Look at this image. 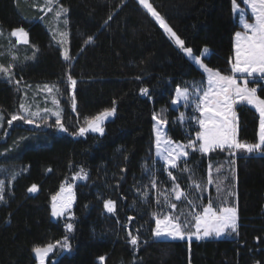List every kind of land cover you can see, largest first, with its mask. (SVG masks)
<instances>
[{
	"label": "trees",
	"instance_id": "1",
	"mask_svg": "<svg viewBox=\"0 0 264 264\" xmlns=\"http://www.w3.org/2000/svg\"><path fill=\"white\" fill-rule=\"evenodd\" d=\"M59 3L69 10L72 61L67 62L39 22L40 13V17L35 14V20H31L27 18L33 13L28 4L0 0V27H22L38 51L35 61L17 67L15 76L28 84H56L60 89L62 123L68 129L61 136L54 134L53 127V133L47 135L25 137L12 133L0 143V164L15 168L28 165L26 173L11 183L5 182L6 202L0 203V264H37L34 246L63 240L67 235L64 221L51 219L50 203L62 182L80 168L89 177L75 186L74 232L69 238L72 252L58 256L59 264H132L134 251L138 264H264V157L259 156L235 159L238 235L190 243L152 242V214L161 210L155 198L163 202L162 193L167 194L171 187L158 165L153 168L152 116L161 108H168L177 86L198 80L202 74L135 0ZM150 3L186 47L195 54L207 47L211 52L207 65L222 74H231L233 37L241 29L232 0ZM89 37L92 42L86 43ZM69 75L77 81L73 91L75 110L67 82ZM17 85L14 79L11 83L0 79L4 128L19 110L21 95ZM145 87L150 96L141 95L140 90ZM258 95L264 98L260 88ZM113 106L117 111L114 119L105 123L103 136L72 137L85 118ZM164 115L170 136L184 141L189 124L181 126L176 121V110ZM237 121L238 139L256 142V113L241 105L237 108ZM194 131L193 127L190 133ZM196 157L200 162L191 166L198 169L195 180L204 182L208 156ZM144 166L156 172L157 190H151L150 177L143 174ZM178 180L187 190L188 174L179 175ZM32 185L37 186L35 193L28 192ZM145 185L149 187L150 199L140 202L136 189ZM108 199L116 202V214L105 213L104 201ZM129 216L134 219L129 221ZM137 229L140 247L134 250L128 243V231L137 234ZM52 261L48 259L47 264Z\"/></svg>",
	"mask_w": 264,
	"mask_h": 264
},
{
	"label": "snow or ice",
	"instance_id": "2",
	"mask_svg": "<svg viewBox=\"0 0 264 264\" xmlns=\"http://www.w3.org/2000/svg\"><path fill=\"white\" fill-rule=\"evenodd\" d=\"M59 5L58 9H53V4ZM137 3L146 9L147 13L155 20V23L163 30V32L169 37L174 44L183 51V53L192 61L198 69L202 70L207 74V87H204V82H191L190 85L183 87L177 86L175 94L171 99V104L176 106L181 102L185 107L192 106L194 111H198L199 118L192 116L186 117L184 113H180L178 122L181 126L184 125L188 119L194 120L199 125V131L195 133V141L189 139L187 144H181L173 141L167 136L166 126L168 121L163 118V114H153L152 119L155 121L153 126L154 132V148L155 157L163 162L162 166L167 172L169 178L173 182L171 189L174 195L175 201H186L190 207L188 214L183 212H177V204L171 202L167 194L164 195L163 202L159 197L155 198L157 206L161 209L160 211L152 214V219L155 221V227L151 228L152 242H171L176 240L191 241L193 237L197 241L209 239V238H221L225 236H232L233 234L238 235L237 231V209L233 206H225L227 201L220 198L221 193H225L227 196H232V192L225 189L224 179H221L223 170V164L215 168L217 177L213 178L212 169L214 165L209 163V173L207 179V185L217 183V194L220 198V206L217 207L214 203L209 200L208 204L202 207V211H198V200L199 196L204 191H207V187L203 181H196L195 176L197 168L190 167L188 164V158L190 153L199 152L200 154L207 156L209 153L217 151L224 152L228 151L229 159L225 161L229 165V170L234 171L232 165L235 164V159L240 153L247 154L248 157L259 156L264 157V98L258 95V88L261 92H264V0H242V4L250 9V14L246 15L245 8H242L238 4V0H232V10L234 16H236L241 24L243 31L235 33L234 43V63H232V73H239L243 78V84L237 83V77L233 75H222L219 71L207 67L200 59L199 56L193 55V49L186 47L185 41L181 39L177 33L169 26L166 19L154 8L150 0H137ZM47 8L48 12L55 10L56 17H64V24H68L67 13L68 9L59 4V0H45V4L40 8L41 11ZM43 19V17H41ZM109 20L112 16L108 17ZM107 24V21H105ZM2 35V32H0ZM64 33H61L63 36ZM11 36L15 37L17 44H29L28 33L21 27L11 30ZM63 41H61L62 43ZM92 38L86 41L91 43ZM209 49L205 47L203 53L207 54ZM61 55L67 62L71 59L67 52L62 51ZM15 59V57H13ZM12 67L9 64L7 67L0 65V73H3L8 82L11 83L14 79V74L9 71ZM139 79V77H137ZM68 82L70 87L73 89L76 86L77 81L68 76ZM18 84L19 81H16ZM250 83H255L257 86L250 87ZM49 93L54 90L59 92L60 89L57 85L49 86L43 85ZM141 95L150 96V90L148 88H141ZM53 104L58 106V101L53 99ZM73 109L75 110V96L72 97ZM115 105V101L113 102ZM247 105L255 110L258 114V132L256 142H244L237 137V116L235 111L236 105ZM21 111L24 115L13 114L11 119L7 121L8 125L11 126L13 121L23 120L26 124H33L34 120L29 118L27 115L28 110L23 104L20 105ZM47 112L48 109H45ZM117 109L113 106L111 109H105L98 115L85 118L84 125L81 126L76 133L73 135L85 136L86 133H99L101 136L104 135V122L115 115ZM57 116L55 121L56 125L59 126V131L66 132L68 129L61 122L59 113H54ZM33 117H38V113H33ZM44 119L43 117H39ZM3 116L0 115V122L3 121ZM36 127H40L39 123L35 124ZM180 164H183V168H180ZM156 165V160H153V168ZM170 169H178L182 173L188 174L190 181L188 190L182 189L181 185L177 183V177L173 175ZM51 171V169H49ZM123 171V169H122ZM143 174L149 175L151 190H157L158 179L157 174L152 168L147 166L143 167ZM16 173H13V179L16 178ZM89 177L88 172L81 168L79 173H76L72 179L86 181ZM125 179V177H121ZM37 191V186L32 185L28 188L29 193ZM137 196L140 202L149 201L150 190L148 186L143 188H137ZM74 195L72 192V184L61 186L60 192L52 197V216L62 218L66 212L71 208ZM6 202L5 196V183L0 180V203ZM136 201H134V204ZM104 209L109 214H116V202L108 199L104 201ZM164 209H171L166 211ZM73 219L69 217V221ZM133 216H129L128 220L132 221ZM194 221V223H191ZM119 223V221H117ZM73 223L66 222V232L71 233L73 231ZM127 229V226H125ZM194 228V231L190 230ZM140 229H137V234H133L128 231V243H130L134 250H138L140 247ZM147 243V241H144ZM59 249L58 253H54L55 249ZM71 251V244L69 237L66 235L62 241H56L55 243H49L43 247L34 246L32 252L35 254L39 264H45V259L49 257V254H55L62 256L63 253ZM189 251L191 247L189 246ZM103 260V257L100 258ZM52 264H59V260H53ZM132 264H138L134 259ZM259 264V262H257Z\"/></svg>",
	"mask_w": 264,
	"mask_h": 264
},
{
	"label": "rangeland",
	"instance_id": "3",
	"mask_svg": "<svg viewBox=\"0 0 264 264\" xmlns=\"http://www.w3.org/2000/svg\"><path fill=\"white\" fill-rule=\"evenodd\" d=\"M16 1H20L21 3H25L28 4L29 8L32 10V14L30 15V17H27L28 19L31 20H35L34 15L40 13L41 17H43V19H41L40 15H39V22L44 26V28L46 29L47 33L49 34L52 42L54 44H56L59 49H60V55L62 53V51L67 52L70 55V39H69V30H68V24L65 25L64 24V17H60L59 19L56 17L55 14V10L52 12H48L47 8L45 7L43 11L40 10L41 7L44 6L45 4V0H16ZM137 2V0H135ZM60 4V3H59ZM61 5V4H60ZM142 9H144L141 5H139ZM53 9H58L59 5L57 4H53L52 5ZM64 7V6H63ZM146 11V9H144ZM147 13V11H146ZM148 14V13H147ZM68 15V13H67ZM149 15V14H148ZM150 16V15H149ZM151 17V16H150ZM152 18V17H151ZM68 19V17H67ZM152 20L155 22V20L152 18ZM159 27V26H158ZM160 28V27H159ZM16 29V28H14ZM12 30V29H11ZM11 30L9 29H4L2 27H0V32H2V35H0V65L7 67L9 64L12 65V67L9 69V71L11 73L14 74V80L15 81H19L17 87L19 89V93L21 95V101H20V105L23 104L25 106V108L28 110L27 115L29 118L34 120L33 124H26L24 123L23 120H16L13 121L12 125L9 126L7 125L4 128V119L2 122H0V143H4L5 141H7V136L11 135L12 133H19V134H23L25 137H29V135H47L49 133H53L52 132V127L54 128V134L56 135H66V132H61L59 131V126L56 125L55 121L57 119V116L54 114L56 112L59 113V117L61 119L62 122V118H63V109L60 103V91L56 92L55 90L52 93H49L46 89L43 88V85L47 84L49 86L52 85H56L53 83H34V84H28V83H24V81L19 80L15 75H17V67L28 63V62H33L36 59L37 56V48L36 46L32 45L30 43L29 40V44L28 45H24V44H17L16 43V39L15 37L11 36ZM162 30V29H161ZM163 31V30H162ZM61 33H64L63 36H61ZM164 33V32H163ZM165 34V33H164ZM165 36L169 39V37L165 34ZM29 39V38H28ZM235 39V38H234ZM170 40V39H169ZM61 41H63L61 43ZM174 46H176L174 44V42L172 40H170ZM177 47V46H176ZM178 48V47H177ZM182 51V50H181ZM183 53V51H182ZM210 50L207 54L203 53V49L201 51L200 54H195L193 52L194 56H199L201 61L207 66L206 60L209 58L210 56ZM184 54V53H183ZM184 56L188 59V61L202 74V77L198 80H193L196 82H204V87H207V74L204 73L202 70L198 69V67L189 60V58L184 54ZM13 57H15V59H13ZM61 58L63 59V56L61 55ZM64 60V59H63ZM69 61H72V59H70ZM234 63V59L233 62ZM210 68V67H209ZM231 68H232V64H231ZM212 69V68H211ZM214 71H217L215 69H213ZM222 74V73H221ZM222 75H226V74H222ZM229 75H233L235 77H237V83L238 84H243V78L240 76L239 73H232ZM0 79L3 81H8L7 77L3 74L0 73ZM193 81H188L186 83H184L183 85H181V87L187 85H190L191 82ZM68 82V79H67ZM69 83V82H68ZM250 87H255L257 86V84L255 83H250L249 84ZM70 87V85H69ZM176 89V88H175ZM73 91L74 89L72 87H70V94L71 96H73ZM175 94V90L173 93V96ZM173 98V97H172ZM53 99H56L58 101V106L56 104H53ZM242 106L248 107L250 109H252L254 112L255 110L253 108H251L250 106L241 104ZM241 105H236L235 106V111H236V116H237V108ZM72 108H73V103H72ZM45 109H48V111L46 112ZM169 110H176L178 112V117L180 116V113H184L186 117H192L195 116L197 118H199L200 114L198 111H194V108L192 106L189 107H185L183 105V103L181 102L180 104L173 106L170 104L168 106V108H161L159 111L154 112L155 114H163V118L165 120H168V118L166 117V115H164V112H167ZM33 113H38V117H33L32 114ZM153 113V114H154ZM256 113V112H255ZM17 115H24V113L21 111L20 106H19V110L16 113ZM0 115H2V113H0ZM257 117L258 114L256 113ZM3 116V115H2ZM39 117H43L44 119H40ZM115 117L112 116L110 118H108L105 122L107 123L108 121L113 120ZM178 117H176V121L178 122ZM4 118V117H3ZM258 121H259V117H258ZM238 122V121H237ZM39 123L40 127H36L35 124ZM179 123V122H178ZM155 124V121H153L152 119V134H153V145H152V153H153V158L156 160V164L158 165V169L163 172L168 181L170 182V189L169 192L167 193V195L169 196L171 202L176 203L178 208H177V212H183L184 214H188L190 211V207L187 205L186 201H175L174 199V195L171 192L172 186H173V182L172 180L169 178L167 172L164 170L162 164L163 162L160 161L158 158L155 157V148H154V132H153V126ZM180 124V123H179ZM185 124H189V126H187L186 130V135L187 137L185 138L184 141L178 140V139H174L173 137L170 136L169 131H168V123L166 126H162V127H166V132H167V136L169 138H171L173 141L175 142H179L181 144H187L189 139L195 141L196 136L195 133L197 131H199V125L196 121L188 119L185 121ZM103 125V126H104ZM82 126H85L84 123ZM196 128V131H194L192 134L190 133V130H192V128ZM237 130H238V126H237ZM258 132V131H257ZM89 134H93V135H98L101 136L99 133H86L85 136L81 137V136H77V135H72V137L74 139H79V138H85L87 135ZM190 156L188 158V164L191 167L194 162H200L199 159L196 157L197 154H200L198 151L197 152H192L191 149H188ZM247 154L244 153H240L238 154L236 157H231V159H236L239 156H244ZM208 157L206 158L207 160V172L205 175V180L204 183L207 187V192H203L202 195L201 194H197L199 196V200H198V211H202V207L207 205L209 200H211L215 206L219 207L220 206V198H223L224 200L227 201V204L225 206H233L237 209V201H235V193H234V187H235V164L232 165V167L234 168V171H230L229 170V165L225 163L226 160H228L229 157V153L228 151H224V152H214V153H209L207 155ZM209 163L214 165V168L212 169V176L215 180V178L217 177V173L215 171L216 167H219L221 164H223V170H222V174H221V179H224V187L225 189L229 190L232 192V196H227L225 193H221L220 194V198H218V194H217V183H213L212 185H207V179H208V173H209V168L208 165ZM180 168H183V164H180ZM81 170V168L79 169V171L77 173H79ZM28 171V165L24 166H18V167H13V166H9V164L6 163H2L0 164V180L4 181V183L9 180V182L11 183L14 179H13V173H16V178L19 177L21 174H24ZM170 171H172L173 175H175L177 177V183H179L180 185H182L179 180L178 177L179 175H182L183 173L181 171H179L178 169H170ZM76 174V173H75ZM72 174L70 176H68L61 184L64 185L65 187H67V184L71 183L72 184V192L74 195V200L72 202L71 208L66 212L65 216L62 218H57V217H53L52 216V199H51V203H50V216L51 219L53 221H57V220H63L64 221V227H65V223L66 222H71L73 223L74 221V216H73V208L75 205V186L78 182H81V180H73L72 177L75 175ZM184 184H186V182L184 181ZM61 186H60V190H61ZM182 187V186H181ZM188 190V187H186ZM183 189V188H182ZM59 190V192H60ZM185 190V191H187ZM35 193V192H34ZM166 211H171V209H164ZM106 214H109L105 211ZM109 215H113V214H109ZM69 217H72L73 219H71L69 221ZM191 223H194V221H191ZM74 226V223H73ZM155 227V221H154V226ZM237 229H238V217H237ZM66 230V229H65ZM190 230L194 231V228H191ZM74 232V227H73V231L71 233L67 232L68 237L70 238L73 235ZM234 236V234L232 236H225V237H221V238H209V239H204V240H200V241H207V240H224V239H231ZM192 241H197L195 239V237L192 238L191 241H188L187 239L185 240H176V241H171V242H187L190 243ZM70 242V239H69ZM59 249H55L54 253H58ZM72 252V248L70 252H66L63 254H70ZM37 264H39L35 254L33 253ZM59 255H55V254H49V257L45 259V264H47V260L48 259H52V260H56L58 258Z\"/></svg>",
	"mask_w": 264,
	"mask_h": 264
},
{
	"label": "crops",
	"instance_id": "4",
	"mask_svg": "<svg viewBox=\"0 0 264 264\" xmlns=\"http://www.w3.org/2000/svg\"><path fill=\"white\" fill-rule=\"evenodd\" d=\"M239 6L242 7V8H245L246 15H249L250 14V9H247L246 6H244L242 4V0H241V4H239ZM238 22H239V25L241 27V24H240L239 19H238ZM239 31H243L242 27H241V29ZM234 38H235V35L233 37V59H234V43H235V39Z\"/></svg>",
	"mask_w": 264,
	"mask_h": 264
}]
</instances>
